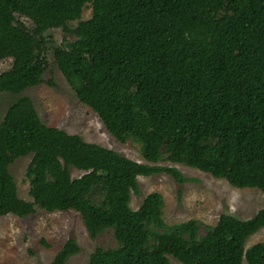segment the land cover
Returning a JSON list of instances; mask_svg holds the SVG:
<instances>
[{"label":"trees","instance_id":"obj_1","mask_svg":"<svg viewBox=\"0 0 264 264\" xmlns=\"http://www.w3.org/2000/svg\"><path fill=\"white\" fill-rule=\"evenodd\" d=\"M53 29L74 37L53 60L77 99L115 140L138 142L146 163L46 126L20 95L43 82ZM8 58L0 93L17 97L0 117V216L73 210L91 239L111 230L115 246L96 247L88 264H264V243L246 246L264 208L245 220L223 213L200 235L194 219L166 224L158 193L130 207L138 176L187 180L162 161L264 193V0H0ZM28 155L30 201L9 172ZM79 252L70 238L49 264Z\"/></svg>","mask_w":264,"mask_h":264},{"label":"rangeland","instance_id":"obj_2","mask_svg":"<svg viewBox=\"0 0 264 264\" xmlns=\"http://www.w3.org/2000/svg\"><path fill=\"white\" fill-rule=\"evenodd\" d=\"M91 16V8L86 5L80 20ZM22 20V19H21ZM22 21L29 26L25 19ZM77 21L69 23L75 27ZM50 43L46 45L45 58L48 67L43 74V82L27 88L20 95L32 101L41 121L49 127L59 128L68 134L79 135L84 141L101 145L136 162L146 163L141 154V145L134 140L120 143L107 132L98 116L82 104L70 88L53 60V48L74 40L71 34L61 29L46 33ZM11 66V59L0 60V73ZM17 96L0 93V117ZM31 155L16 159L10 166L19 198L30 201L29 182L25 177ZM161 166L174 167L187 179L176 182L167 174L138 176L136 191L131 192L130 207L136 210L146 195L158 193L163 198L162 217L166 224H178L190 219L197 221L199 234L216 224L218 217L228 213L238 219H249L264 208V193L253 188H235L225 180L212 177L186 165L162 161ZM71 178L83 172L69 168ZM73 238L80 252L69 258L66 264H88L89 256L96 247H114L111 230L91 239L78 212H46L36 208L26 216H0V264H49L66 240ZM264 243V227L252 234L246 246ZM171 264H181L168 257Z\"/></svg>","mask_w":264,"mask_h":264}]
</instances>
